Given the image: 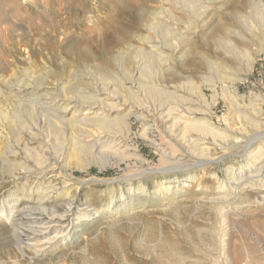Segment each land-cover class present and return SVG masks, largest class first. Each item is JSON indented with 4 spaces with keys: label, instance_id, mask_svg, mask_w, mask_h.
<instances>
[{
    "label": "rangeland",
    "instance_id": "obj_1",
    "mask_svg": "<svg viewBox=\"0 0 264 264\" xmlns=\"http://www.w3.org/2000/svg\"><path fill=\"white\" fill-rule=\"evenodd\" d=\"M173 1L0 0V203L11 213L41 202L46 210L0 218V264H264V183L246 179L256 150L264 158V136L245 149L264 130V0H197L195 13ZM157 28L173 30L176 52L156 42ZM224 40L248 52L250 72ZM143 66L154 73L142 77ZM152 83L194 109L213 99L209 114L191 117L245 142L191 132L193 150L166 119L131 118L120 144L129 159L107 164L78 144L89 132L122 136L107 123H78L89 92L119 85L158 108ZM56 100L70 103L77 123L55 122ZM130 103L125 113L138 114ZM84 162L92 166L80 170ZM48 184L55 190L42 196ZM50 220L56 227L41 230ZM33 238L46 241L42 251Z\"/></svg>",
    "mask_w": 264,
    "mask_h": 264
},
{
    "label": "bare ground",
    "instance_id": "obj_2",
    "mask_svg": "<svg viewBox=\"0 0 264 264\" xmlns=\"http://www.w3.org/2000/svg\"><path fill=\"white\" fill-rule=\"evenodd\" d=\"M175 1V0H174ZM173 1V2H174ZM198 1L197 0H178L176 1L177 6L180 7V9H186L187 12H192L195 13V9L196 6L198 5ZM172 21H177V19H175L173 16L171 17ZM165 27V26H164ZM188 29L189 26H187ZM162 30V29H161ZM154 31L157 33V37H156V42L159 43L160 46H164L167 47L169 49H172L174 52L177 51V49L179 48V41L180 39H177L174 37L173 34V30H171L170 28H164L163 31H160L159 28L154 29ZM230 32V31H229ZM228 32V33H229ZM170 38L173 40V42L170 43V41L167 38ZM227 37V36H226ZM180 38V37H179ZM222 39V38H221ZM226 39V38H225ZM182 40V39H181ZM154 41V40H153ZM152 41V42H153ZM220 41V40H219ZM150 42V41H149ZM147 43V42H146ZM155 43V42H154ZM218 43V42H217ZM221 43V41H220ZM222 49L224 51H226L227 54H242V58H245L247 62L245 65H247L248 67V72H250V70L252 69L251 67V58L249 57L248 52L246 53L245 51H238V47L235 44H232L230 42V40H224L222 43ZM162 48V47H161ZM152 49L154 51L149 52L150 54H152V56H157L156 52H158V50L160 51L161 49L158 48V46L152 45ZM165 49V48H164ZM229 51V52H228ZM160 55L157 56V59L160 62H164L162 59V53H158ZM237 56V55H236ZM253 60V59H252ZM226 61V60H225ZM215 63V62H213ZM222 63V62H221ZM220 66V64H219ZM218 66V67H219ZM222 67V66H220ZM225 67V66H224ZM215 68V67H214ZM213 68V69H214ZM224 69V68H223ZM222 69V70H223ZM152 68L149 66H143L142 69L139 72V75H141L142 77L145 76V72L149 71L150 73H154V71H151ZM210 70V69H209ZM215 70V69H214ZM217 70V69H216ZM219 70V69H218ZM213 72V71H212ZM224 72V70H223ZM222 73V72H221ZM225 75V73L223 74ZM228 75V74H227ZM231 75V74H230ZM229 75V76H230ZM233 75V74H232ZM227 77V76H226ZM232 77V76H231ZM234 77V76H233ZM220 79V78H219ZM228 79V78H227ZM230 79V77H229ZM221 80V79H220ZM240 79L238 77H234L233 81H239ZM229 80H226L225 82H227ZM231 81V80H230ZM229 81V82H230ZM214 82V81H213ZM222 81H220L221 83ZM233 83V82H232ZM155 84V83H154ZM152 83V90L155 92V100H158L160 102L163 101V104L161 106H159L158 108L155 107L154 105H147L146 102L143 101V104H139L138 101L136 100V98L134 97V101H131V99L128 97V92L126 89H123L121 86L120 89L119 85L118 87L113 85V86H109L106 89H104V91H100V90H94L92 92H89L90 94H88L86 97H84L82 100L84 101L83 104L87 105V108L85 107V109L82 111L83 114L80 115V118L78 120V123H88V122H94V123H107L108 125L110 124V126H113L114 128H117L116 130L119 131L122 136H119L120 139H118V137L114 136L115 134H110L111 136L105 135L103 133V131L101 133H86V135H84L81 140L78 141V144H83L84 147H87L90 149L91 152H93V155H98L100 153H105L107 156V164H109L111 161H115L117 162L118 160L128 158L131 157L133 155H128L127 152L128 150H126L125 148H123V146L120 144L123 142H125L126 140H128L129 135H130V119L131 118H135L137 121L141 122V123H148L151 122L153 120V122L155 120H159V119H166V121H168L170 124V129L171 131H173V129H175L176 127H181L180 131H181V141L185 144H187L189 147H191L193 150H198L196 148L198 143L197 140H193L191 138L190 133L191 132H198L199 135H203V136H207L208 135L212 137V135H214L215 137L217 136L218 138L221 139H229L230 142L231 141H236V143L243 141L242 137H233L231 134L232 132H229L228 130L225 132L223 131V134H219L218 135V131L213 129L209 124L207 123H200V121H196L194 120L191 116H195L200 113V114H209V108L213 103V99L212 103L207 104V103H201L203 104V110H198L192 108L193 106V102L192 100L186 99V98H180L177 99L174 97L173 93H168L165 90H160L157 88L156 84L154 85ZM109 85V84H108ZM231 86V84H230ZM223 87V86H222ZM226 88V87H223ZM227 89V88H226ZM214 90V89H213ZM223 91V90H222ZM225 91V89H224ZM198 92V91H197ZM230 93V92H229ZM233 94V93H232ZM200 96V95H199ZM198 96V97H199ZM202 96V95H201ZM200 96V97H201ZM218 96V95H216ZM234 96V94H233ZM133 97V96H131ZM171 97H173L174 99H171ZM199 97V98H200ZM212 97V96H211ZM227 98V97H226ZM230 98V97H229ZM193 99V98H192ZM203 99V96L200 98ZM223 99V97H222ZM225 99V98H224ZM223 99V100H224ZM236 99V98H235ZM66 100V99H65ZM65 100H60V101H53V105H54V120L56 123H77V121L75 120L77 117V114L74 111L73 107H69L70 103L65 102ZM69 100V99H68ZM74 100V99H73ZM198 100V99H197ZM232 100V99H231ZM77 101V100H76ZM196 101V100H195ZM205 101V100H204ZM130 102H134V106L137 108V111H139L138 114H134L131 113L130 111L126 112L129 103ZM136 102V103H135ZM206 102V101H205ZM224 102V101H223ZM75 103V102H74ZM138 103V104H137ZM252 103V102H251ZM45 104V103H44ZM78 104V103H77ZM131 104V103H130ZM200 104V103H199ZM234 104V103H233ZM243 104V103H242ZM263 104V103H262ZM195 105V104H194ZM251 105V104H250ZM254 105V104H253ZM80 106V105H78ZM257 106V105H256ZM82 107V106H81ZM232 107V106H231ZM251 107V106H250ZM84 108V107H83ZM200 108V107H199ZM252 108V107H251ZM61 110V111H60ZM258 110V109H257ZM62 113V116L59 115L58 112ZM73 111V112H72ZM166 111V112H165ZM165 112V113H164ZM234 112V111H231ZM236 112V111H235ZM114 113H120L123 114L121 116H116L114 118H110L112 115H114ZM52 114V113H51ZM199 114V115H200ZM238 114V113H237ZM154 115H158V116H154ZM234 115V114H233ZM232 115V116H233ZM256 115V114H255ZM229 116V115H228ZM236 116V115H235ZM239 116V115H238ZM242 116V115H241ZM245 118V115H243ZM254 116V115H253ZM257 116V115H256ZM1 117V116H0ZM91 117V118H90ZM93 117V118H92ZM248 117V116H247ZM250 117V116H249ZM248 117V120L246 118L247 121L250 122ZM184 118V121L182 120ZM204 118V117H203ZM234 118V117H233ZM236 118V117H235ZM257 118V117H256ZM238 119V118H237ZM252 119V117H251ZM0 120L2 121V119L0 118ZM75 120V121H73ZM181 120L183 121L181 123ZM233 120V119H232ZM236 120V119H235ZM258 120V119H257ZM66 121V122H65ZM165 121V122H166ZM204 121V120H203ZM254 121V120H252ZM228 122V121H226ZM19 123V119L15 117L14 119V124L16 126ZM237 123V122H236ZM247 123V122H246ZM256 123V121H254V124ZM164 124V123H163ZM167 124V123H165ZM250 124V123H249ZM252 124V125H254ZM257 124V123H256ZM6 125V124H5ZM263 125V124H262ZM15 126V127H16ZM160 126V125H159ZM228 126V125H227ZM264 126V125H263ZM152 127V126H151ZM214 127V126H213ZM256 127V126H255ZM169 128V127H168ZM229 128V127H228ZM227 128V129H228ZM257 128V127H256ZM260 128V126H259ZM27 129V128H26ZM232 129V128H231ZM242 129V128H241ZM30 130V129H29ZM177 130V129H176ZM27 131V130H26ZM234 131V130H233ZM259 131V130H258ZM261 131V130H260ZM143 134H141V137L146 138L149 134V132L147 131L146 127H144V129L142 130ZM141 132V133H142ZM145 132H148V134H146ZM170 132V131H169ZM236 132V131H235ZM240 133V132H239ZM192 134V133H191ZM197 134V133H196ZM255 134V132H254ZM242 135V134H241ZM173 135H171L170 133V137H172ZM244 136V135H243ZM264 136V130L262 132H258L252 139H248V141H246L245 143V149H248L250 147V144L258 141L260 138H262ZM246 137V136H245ZM248 137V136H247ZM204 138V137H203ZM180 139V138H179ZM147 141V139H145ZM224 140V141H225ZM229 140H227V142H229ZM262 141V140H261ZM197 143V144H196ZM232 143V142H231ZM235 143V144H236ZM233 144V143H232ZM234 144V145H235ZM183 145V144H182ZM201 145V144H200ZM253 145V144H252ZM125 146V143H124ZM7 147V146H6ZM82 147V146H81ZM127 147V145L125 146ZM196 147V148H195ZM123 148V149H122ZM205 149V148H204ZM8 150V148H7ZM206 151V150H204ZM203 151V152H204ZM257 152L255 153V155H253L254 157H252L253 159L251 160L252 164L251 167L249 166V169H251V171L247 172L248 175H246V179L247 182L249 180L253 178L254 180H258V181H262V183H264V158H260L258 155V153H260V150H256ZM194 152V151H193ZM209 152V151H208ZM207 152V153H208ZM10 153V152H9ZM97 153V154H96ZM206 153V154H207ZM251 153V152H250ZM197 154V153H195ZM257 154V155H256ZM194 155V154H193ZM198 155V154H197ZM202 156V155H201ZM263 156V155H262ZM191 157V155H190ZM198 157V156H197ZM204 157V156H203ZM264 157V156H263ZM129 159V158H128ZM131 159V158H130ZM105 161V159L103 160ZM102 161V162H103ZM127 161V160H126ZM197 161V160H196ZM95 162V161H94ZM23 163V162H22ZM21 163V164H22ZM28 163V161H27ZM200 163V161H199ZM203 163V162H202ZM205 163H210V160H206ZM204 163V164H205ZM35 164V163H34ZM97 164V163H96ZM105 164V163H104ZM111 164V163H110ZM201 164V163H200ZM79 168L80 170H85L87 167L92 166V162H87L85 165V162L79 164ZM95 165V164H94ZM40 166V164H39ZM100 169L105 168L104 165L100 166ZM18 168V167H17ZM34 168V167H33ZM19 170V169H18ZM21 172L24 175H27L31 170H33L31 168V170L29 169V166L26 164V162L24 161V166L23 168L20 169ZM43 174V171L40 172V175ZM231 179V178H230ZM243 180L241 176H239L238 178H232L231 179V183H233L235 185V189L237 190V188H239V186H241L243 184ZM230 183V182H229ZM261 184V183H260ZM57 186V185H56ZM262 186V185H261ZM245 187V186H244ZM253 187V186H252ZM43 188V187H42ZM41 188V190H38V192H40L42 194V196L49 194L51 191L53 192V190H55V186L48 184L46 185L43 189ZM58 188V187H57ZM263 188V187H262ZM240 189V188H239ZM260 189V188H259ZM44 200V199H43ZM42 200V201H43ZM46 202V200H45ZM44 202H41L40 205L38 206V208H36V210H33L35 212H32L31 210H21L19 212H7L6 209L4 208V204L5 202L0 203V218L1 217H5L6 219H10V218H16L17 216L23 215V217H33L35 216H46V210L44 209ZM48 213V212H47ZM52 215V214H51ZM52 217V216H51ZM50 218V217H49ZM52 219H54L52 217ZM46 220V219H45ZM36 221V220H35ZM44 221V220H43ZM35 225V224H34ZM41 230H43L44 232L46 231H51L54 227H56V225L53 224V221L50 220L49 222L46 223H40L39 224ZM38 226V227H39ZM31 231V230H30ZM34 231V230H33ZM32 231V232H33ZM37 231V230H36ZM34 233V232H33ZM40 233V232H38ZM48 233V232H47ZM41 235H43V233H41ZM31 236V235H30ZM34 236V235H33ZM37 236V234H36ZM40 236V235H39ZM54 237H57L56 235H54ZM31 239V238H30ZM44 239V238H43ZM51 239V238H50ZM52 240V239H51ZM49 241V240H47ZM29 243V242H28ZM44 243H46V241L42 240V238H33L32 242L29 243L32 247H38V251H42L44 248L39 249V246L43 245ZM30 245H27L30 247ZM43 247V246H42Z\"/></svg>",
    "mask_w": 264,
    "mask_h": 264
}]
</instances>
